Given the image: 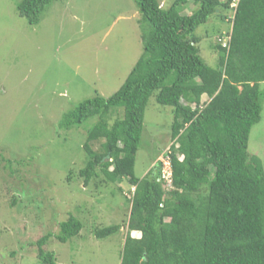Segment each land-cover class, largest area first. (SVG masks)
Instances as JSON below:
<instances>
[{"label": "trees", "instance_id": "trees-1", "mask_svg": "<svg viewBox=\"0 0 264 264\" xmlns=\"http://www.w3.org/2000/svg\"><path fill=\"white\" fill-rule=\"evenodd\" d=\"M52 1L23 0L20 15L37 24ZM194 1L196 7L186 14L188 0L170 6L135 0L142 14V55L115 93L85 99L61 119L68 130L97 119L88 130V160L79 173L87 185L102 172L108 182L128 179L135 187L121 264H264V167L248 151L263 111L264 0ZM226 9L233 13L229 18L222 14ZM213 14L232 24L226 45L214 44L216 67L203 59L195 34ZM154 94L174 112L171 185L162 160L144 177L135 174L145 111ZM94 141H101L99 151ZM59 226L56 237L66 242L83 223L71 215ZM122 227L94 232L103 238ZM134 231L141 235L133 236ZM51 236L37 241L38 255L54 264L53 252L44 248Z\"/></svg>", "mask_w": 264, "mask_h": 264}, {"label": "rangeland", "instance_id": "rangeland-1", "mask_svg": "<svg viewBox=\"0 0 264 264\" xmlns=\"http://www.w3.org/2000/svg\"><path fill=\"white\" fill-rule=\"evenodd\" d=\"M22 1L0 0V263L51 264L39 257L37 244L51 233L44 248L53 252L54 264H121L135 187L128 179L108 182L102 172L87 185L79 173L88 160V130L97 119L70 130L60 123L80 102L97 94L109 97L125 82L144 51L142 14L135 0H53L40 21L30 24L20 15ZM195 7L188 0L183 13ZM231 29L220 14L196 29L208 65L217 66L214 44L229 39ZM173 120V108L152 95L136 155L138 177L157 160H169ZM100 142L91 143L94 150L101 149ZM248 151L264 167V101ZM71 215L83 228L62 242L56 234ZM115 224L123 227L107 237L95 235Z\"/></svg>", "mask_w": 264, "mask_h": 264}, {"label": "built area", "instance_id": "built-area-1", "mask_svg": "<svg viewBox=\"0 0 264 264\" xmlns=\"http://www.w3.org/2000/svg\"><path fill=\"white\" fill-rule=\"evenodd\" d=\"M237 3H234V6H236ZM224 45H226V41L223 43ZM167 154V152H165ZM168 155V154H167ZM168 161L163 160V176L165 177V179H167L169 181V185H171V176H172V169H171V161L168 155Z\"/></svg>", "mask_w": 264, "mask_h": 264}, {"label": "clouds", "instance_id": "clouds-1", "mask_svg": "<svg viewBox=\"0 0 264 264\" xmlns=\"http://www.w3.org/2000/svg\"><path fill=\"white\" fill-rule=\"evenodd\" d=\"M164 155H165V153H164ZM162 160V159H161ZM163 161V160H162ZM134 187V186H133Z\"/></svg>", "mask_w": 264, "mask_h": 264}, {"label": "crops", "instance_id": "crops-1", "mask_svg": "<svg viewBox=\"0 0 264 264\" xmlns=\"http://www.w3.org/2000/svg\"><path fill=\"white\" fill-rule=\"evenodd\" d=\"M138 232V231H137Z\"/></svg>", "mask_w": 264, "mask_h": 264}]
</instances>
